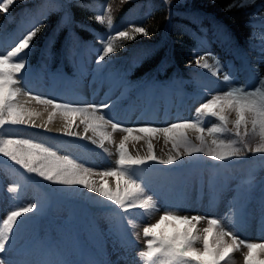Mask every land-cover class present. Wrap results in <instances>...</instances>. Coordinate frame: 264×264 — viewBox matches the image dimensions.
<instances>
[{"label": "rangeland", "instance_id": "1", "mask_svg": "<svg viewBox=\"0 0 264 264\" xmlns=\"http://www.w3.org/2000/svg\"><path fill=\"white\" fill-rule=\"evenodd\" d=\"M157 1L165 3L176 14L183 12V7L191 9L189 14L191 18L189 21L187 20V23L191 24V34L186 38V41L192 51L185 67L191 73L188 74L193 77L171 78V74L175 73L172 69V62L168 57L163 58L160 65L158 64V71L145 79L146 84L143 87L147 99L151 100L150 94L156 98L150 102L152 104L155 101L156 108L151 110L153 105L148 107L138 99L136 103L138 108L136 107L134 110L133 117L131 114V118L133 121H140L143 117L146 122L142 124L129 123L126 124L127 127L157 122V118L154 119L152 114L157 112L156 114L160 116L159 109L165 110L172 107L177 103L182 93L194 95L192 99L190 98L194 107L200 102H206L211 96L226 91L229 85L222 80V75L213 76L210 70L196 64L197 57L207 53H211L209 56L211 59L215 57L226 65L225 71L235 76L233 81L235 85L247 86L249 89L258 86L259 80L264 74L259 70L260 74L258 75L252 70L247 62V54H239L238 48L232 41L227 44L228 35L224 28L227 26L232 32L238 34L241 41L246 37L250 39L249 44L253 47L249 48L251 52L248 53L257 54L256 46L259 48L260 44H264V40L259 39L263 37L260 32L264 33V28L263 25L260 26L258 38H251L253 36L250 31H254L255 27L252 28L249 21L264 17V0H248L242 7H230L231 5H240L242 0H171L170 3H166L165 0H19L18 3L9 7L7 13L0 11V54L11 50L30 29L39 25L40 31L31 42V49L37 47L35 49L39 50L38 43L45 41L44 48L40 49L43 62L40 66L33 68L36 50L31 51L27 60L28 74L22 81L44 85L53 93H60L62 97L67 95L69 88H72L84 97L94 99L97 96L96 98L102 99V96L95 91L90 92L94 84L105 87L104 96H111L116 91V95L113 94L112 98L117 95L120 97V93L125 95V91L134 83L130 77L132 68L143 58L153 57L155 53L159 52L157 41L162 40L163 35L158 34L151 37L138 34L136 39L129 40L130 42L117 40L118 50L106 57L100 65H97L96 60L103 47L100 38L114 35L116 31L129 30L132 26H142L138 22L134 23L133 20H136L134 18L140 21V18L145 15L144 10L147 8L148 12L152 11ZM109 7L113 19L111 31L108 30L106 24L102 25L96 20L98 15L109 14L107 11ZM126 8L131 13L126 16L127 19L120 22L121 19H117V13L121 10L124 12ZM20 12L22 14H19ZM77 13L82 14L83 17H78ZM83 14L89 15L86 16L89 21L84 20ZM206 14L212 15L214 18L206 16ZM222 19L227 22V25L217 22ZM55 20L60 21L66 34L68 32L73 37L72 40H68V55H63L65 60L62 55H59L61 61L57 60L56 55L50 60L51 56L46 52L47 47L52 43L49 30L56 29L53 25ZM178 20H180L178 17L172 19L169 25L177 26L180 23ZM227 20L231 22L229 23ZM198 26L202 27V32L197 28ZM80 31L88 32V40L82 35L83 32L80 34ZM77 35H81L83 38ZM164 36L168 38L171 48L175 39L167 32ZM140 41L143 43L138 44L137 42ZM128 43L136 46L130 49ZM227 46L231 47L229 53L224 50ZM259 52L262 51L259 50ZM239 55L242 56L241 60L238 58ZM49 60L54 62L56 67L48 68ZM253 63L254 67L262 66L258 62ZM64 64L69 66L70 74L63 68ZM231 64H233L232 67ZM242 66L245 69H242ZM41 72L47 76V78L43 77V82L38 81ZM45 87L41 88L46 91ZM20 88L22 91L19 98H30L25 95L29 91ZM45 95L49 97V94ZM60 95L54 94V97L61 99ZM132 103L133 101L130 104ZM126 106L115 105L111 109V113H118L130 118L128 111L130 109ZM195 115L197 116V113ZM230 118L234 120L235 113ZM197 119H203L206 129L218 122L215 118L209 117H198ZM116 122L119 121L116 120ZM79 126L73 127L74 130H79ZM50 133L23 127V125L6 126V130L0 132L3 135L30 138L37 143H43L46 147L56 151L58 155H67L77 163L92 168L96 173L116 168V164L109 159L111 155L108 156L103 149L94 146L87 147L85 142L89 141L88 139H74L75 137L72 138L65 133L62 136L52 131ZM120 133H117L119 135L113 134L111 138L124 137ZM188 134L194 142H199L196 140L197 134L193 130H188ZM87 135L92 136V132H88ZM135 135L137 134L133 133V136ZM205 136L208 137L207 132H205ZM222 138H231V135L225 133ZM129 140L132 142H126V147L130 154L133 156L147 155V138L140 140L145 142L141 143V152L134 148V142L138 140L132 137H129ZM160 142L161 139L157 136L152 139L153 150L157 156L166 158L171 147L166 150L161 147ZM183 160L182 165L178 163L174 166H165L153 162L150 166H144L145 170L139 175L144 178L147 185L146 194L151 192L156 194L165 209L174 208L177 212L186 211L187 214H194V216L222 219L226 223L231 221L228 224L229 230L238 234L241 240L264 242V158H261L260 154L248 153L246 156L225 162L213 161L204 156L196 159L184 157ZM0 161L3 162L0 163V221L6 219L12 210L19 207L27 206L33 202L40 205L39 211L36 213L25 214V223L19 226L16 247L13 252L7 254L8 259L13 262L47 259L65 261L67 264H143L138 253L146 248H140V245L145 247V243L141 244L140 240L134 236L137 229L128 227L127 221H123L124 229L121 232L117 231L121 224L116 215L118 206L86 189L68 188L45 181L35 174L27 173L26 170L6 157L0 156ZM6 166L10 167V170L18 168L19 174H14V176H10L9 172L6 174ZM100 177L103 182L107 181L106 187H111L110 189L113 191L123 186L122 182L118 184L115 177ZM7 180H18L19 183H8ZM14 185L21 186L16 200L13 197L17 194L9 192V188ZM114 186L116 187L113 188ZM140 212H142L140 209H129V213L124 215ZM154 213L156 210L144 217L129 215V218L141 222L140 225L148 222L149 226L151 220L153 221ZM145 219L146 221H144ZM185 227V225L167 223L162 225L158 232L172 235L176 228L183 230ZM206 227V220L201 221L193 231H199L202 234V230ZM196 247L202 248V242L198 241ZM238 253L240 254L238 255ZM246 253L247 248L241 246L238 251L231 254L227 264H238V260H241L239 264H245Z\"/></svg>", "mask_w": 264, "mask_h": 264}, {"label": "snow or ice", "instance_id": "2", "mask_svg": "<svg viewBox=\"0 0 264 264\" xmlns=\"http://www.w3.org/2000/svg\"><path fill=\"white\" fill-rule=\"evenodd\" d=\"M18 2L19 0H0V11L7 13L9 7ZM165 2L170 3L171 0H165ZM247 2L248 0H242L240 5L230 7H242ZM107 11L109 14L98 15L96 20L102 25L106 24L111 31L113 19L110 15V7ZM39 31L40 26H34L11 50L0 54V132L6 130V126L45 127L44 124L36 123L33 117L40 114L26 106L29 101L21 102L18 99L22 89L17 87L28 74L27 60L31 52V42ZM138 34L149 35L144 27L132 26L129 30L116 31L114 35L101 37L103 47L96 60L97 65L118 50L117 40H135ZM262 55H264V48H262ZM209 56L211 53L198 56L196 64L210 70L213 76L222 75V80L229 85L222 94L211 96L196 109L198 117L215 118L218 121L212 127L206 129L203 119L180 121L166 127L150 124L125 127L119 122H113L104 114L103 110L111 108L108 103L98 105L60 102L55 98L33 96L28 92L25 95L31 100L51 108L48 123L60 114L65 120L63 131L66 135L75 137L80 135L73 130L75 119L78 117L80 123L84 125L85 134L89 130L99 134V142L92 140V143H98V147L105 152L109 150L104 147V142L106 140L112 142L106 126L110 125L113 132L126 133L117 147L118 168L96 173L92 168L77 163L67 155H58L56 151L43 143H37L30 138L3 134H0V156L8 158L27 173L35 174L45 181L68 188L86 189L105 198L106 201H111L113 205L118 206L116 215L121 224L117 231L121 232L124 229L123 221H127L128 227L135 228L134 219L129 218V215L144 217L157 207L153 196L146 194L147 185L144 178L139 175L145 170L144 166H150L153 162L165 166H174L178 163L182 165L184 157L196 159L204 156L213 161L225 162L246 156L248 153H255L264 158V76L260 78L258 86L254 89L237 86L233 83L235 76L225 71L226 65L215 57H212L214 63L210 64ZM233 113H235L234 120L230 118ZM188 130H193L197 134L198 143L189 136ZM205 132L208 136L214 137L210 143L206 139ZM133 133L137 135L133 136ZM225 133L230 134L231 138H222ZM157 134H163L166 142L171 144V150L166 158L157 156L153 150L152 139ZM129 137L135 140L147 138V155L130 154L126 147ZM96 175L115 177L118 184L122 182L123 186L113 191L106 187L107 181L98 183L93 179ZM20 187L14 185L9 188V192L17 194L13 197L14 200L19 196ZM39 208L40 205L33 202L12 210L6 219L0 221V254H5L0 255V264H67L65 261L47 259L18 262L8 259L7 254L13 252L16 247L19 226L25 223V214L36 213ZM129 209H140L142 212L124 215L129 213ZM109 210L112 211V209ZM205 220L207 227L202 230V234L199 231L194 232L196 225ZM167 223L186 227L183 230L176 228L172 235L158 232L162 225ZM229 223L231 221L226 223L222 219L200 215L191 217L177 215L174 208L166 209L159 221L144 227L143 235L150 239L147 240L146 250L139 252L138 256L143 264H227L231 254L244 246L247 248L245 264H264V242L241 240L238 234L229 230ZM198 241L202 242V248L196 247Z\"/></svg>", "mask_w": 264, "mask_h": 264}, {"label": "bare ground", "instance_id": "3", "mask_svg": "<svg viewBox=\"0 0 264 264\" xmlns=\"http://www.w3.org/2000/svg\"><path fill=\"white\" fill-rule=\"evenodd\" d=\"M260 34H262L263 37H260L259 39L264 40V35H263L264 33H262V31H261ZM256 40H258V39H256ZM255 45H257V44L255 43ZM256 48H255L256 49L255 51H257V54H255L254 56L257 57V60L256 61H252V64L254 65L253 62H258V64L260 63V65H262L260 67L261 68L263 67V69H264V55H262V52H259V50L262 51V48H264V44H260V47L258 48L256 46ZM208 62L210 64L214 63L213 60L211 59V57H208ZM29 83L30 82H26V83L25 82H22V84L21 85H18L17 87H19V88L22 87L26 91L27 90L29 92L31 91L30 92L31 94L32 93H34V95L38 94V95H40L42 97H47L45 94H49V97H47V98H55V99L59 100L60 102H69V103H77V104L95 103V104H98V105L99 104L108 103L109 105H111V108L110 109L103 110L104 111V114L107 116V118L111 119L113 122H116V120H117V121H119L125 127H127L126 124H129V123L142 124L143 122L144 123L146 122V120L143 117H141L140 121H133L132 118H131V114H132V117L135 115L134 110L136 109V107L138 108V105H136V103L138 102V99L139 98H142L144 96L143 93H142L141 97H138L134 93H130V95H127V94L124 95V94H121L120 93V97L117 95L118 98L116 100H114L113 98H115L116 96L113 97V98H112V96H113V94L116 95V91L114 93H112L111 96H108V95H105L104 96V89H105V87L94 84L90 92L95 91L97 94H99L100 96H102V99H100V100H99V98H96L97 96H95L94 99L93 98H90V97L82 98V97L78 96V93L75 92L72 88H69L68 89L69 92L66 93L67 94L66 96H63L62 97L60 94H56V95H60L61 96L60 97L61 99H59L58 97L57 98L54 97V94L55 93H53L52 90H49L47 88L46 91H45L44 89H42L41 87H44V85H41V84L38 85V84H35V83H32V82H31L32 84H29ZM117 91H119V90H117ZM18 99L21 102L29 101V103L26 106L29 107L30 109H32L33 111H35V112H37V113L40 114L38 116L33 117L35 119V121H36L37 124H44L53 133H56V134H59V135L60 134L62 135V134L65 133L63 131L64 124H65V120H64V118L60 114H57L55 117H53L52 122L51 123H48V117H49V114L51 113V108L46 107V106L41 105V104H38L36 101L31 100L30 98L25 99V98H19V96H18ZM120 100L121 101L124 100L122 102V105H124V106L128 105L126 107L130 109V110H128L130 112V118H126V117H124V116H122V115H120L118 113L117 114L116 113H111L112 112L111 109L113 108V106H115V105L119 106L118 105V102ZM132 101H133V103L130 104ZM140 102L142 104H146L148 107H150L151 105H153L150 108L151 110L154 109V108H156L155 107V101L151 104L150 103L151 101L149 99H147V97L144 98V99H141ZM140 109H142V108H140ZM164 111H165V113H164ZM164 111H161L160 110L159 112H160L161 115L159 114L160 116L157 115V116L153 117L154 119L157 118V122L156 123L162 125V127H166V126H168V125H170L172 123H176V122H180V121H187L186 119H183V118H178V117L175 118L173 116L172 112L170 111V108H166ZM77 125H80V126L83 125V124L80 123V119L78 117L75 119V123H74L73 127H77ZM138 126H140V125H138ZM138 126H134V127H138ZM129 127H131V126H129ZM82 128H84V125L82 126ZM106 129H107V132H109V134L111 135V137H113V134L114 135H119V134H117L119 132H121L120 135H125L126 134V133H124L122 131H115V132H113L112 129H111V126L110 127L106 126ZM73 130H74V128H73ZM161 135H163V134H161ZM83 136H86V134L84 133ZM156 136L161 139V142H160L161 145H162L161 147L165 148L166 150H167V148H170L171 147V144H169L168 142H166V138L164 136H160V135H156ZM118 139L121 142L123 140V137H119ZM207 140H209V139H207ZM130 141L131 140H128L127 142H130ZM85 143L88 145L87 147L94 146L96 148H99L98 147V143L97 144H93V143H90V142H85ZM137 147L141 150V147L140 146H137ZM93 179H95L98 183H103V179L100 176H98V175L94 176ZM175 214H177V215H183L182 212H176V211H175ZM144 221H146V219ZM155 223H156V218H153V221L151 220V222H150L149 225L155 224ZM146 224L144 223V225H139L140 228H141V231L144 229V227H147L148 226V224L147 225ZM239 254L240 253H238V255Z\"/></svg>", "mask_w": 264, "mask_h": 264}, {"label": "trees", "instance_id": "4", "mask_svg": "<svg viewBox=\"0 0 264 264\" xmlns=\"http://www.w3.org/2000/svg\"><path fill=\"white\" fill-rule=\"evenodd\" d=\"M182 10L183 12L186 13L187 11L190 10V7H183ZM127 11H128V8H126L124 12L123 10L118 12L117 13L118 18L122 17L123 14ZM81 15L82 14L77 13L78 17H83ZM170 15H171V18L167 20ZM84 16H85L84 20L88 21L89 19H87L86 16H89V15H84ZM176 17L180 19L178 20V22L180 23L177 24V26L172 27L171 24L169 25V22L172 19H175ZM144 20L145 21L141 25L145 27V29L148 31L149 33L148 36L155 37L156 35L160 34V35H163L162 36L163 39L160 41L159 40L157 41V48L159 52L156 53L153 57L144 58V60H142L139 63L138 67L136 68L133 74L134 80H139L141 78H144L145 76L150 75L153 71H155L159 59H161L165 55L169 56L170 45L168 44V38L164 36L166 27H168L170 36L173 39H175V42L172 44L173 47H171L170 52L172 55L173 62L177 64V68L178 66L182 67L183 66L182 64H185L188 62L187 60L189 59V55L191 54V51H192L191 49H189L190 46L188 42L186 41V38L190 36L188 32L189 23H187V18L182 17L180 13L176 14L172 12V8L170 9L169 7H167L166 4L162 3L161 1H157V4L155 5V7H153V10L148 12ZM228 22H231V21H228ZM234 26L236 27V25ZM84 34L86 35L88 34V32H84ZM127 42H130V41L127 40ZM128 44L131 45V43H128ZM182 68H184V66ZM183 72L187 73V70L183 69Z\"/></svg>", "mask_w": 264, "mask_h": 264}]
</instances>
